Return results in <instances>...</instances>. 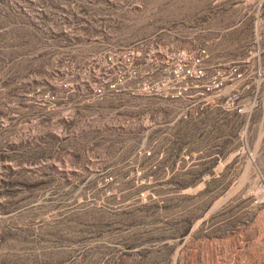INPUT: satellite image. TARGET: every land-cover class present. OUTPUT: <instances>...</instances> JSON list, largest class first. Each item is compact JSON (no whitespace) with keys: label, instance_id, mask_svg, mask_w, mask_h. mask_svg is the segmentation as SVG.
Listing matches in <instances>:
<instances>
[{"label":"rangeland","instance_id":"1","mask_svg":"<svg viewBox=\"0 0 264 264\" xmlns=\"http://www.w3.org/2000/svg\"><path fill=\"white\" fill-rule=\"evenodd\" d=\"M0 264H264V0H0Z\"/></svg>","mask_w":264,"mask_h":264},{"label":"built area","instance_id":"2","mask_svg":"<svg viewBox=\"0 0 264 264\" xmlns=\"http://www.w3.org/2000/svg\"><path fill=\"white\" fill-rule=\"evenodd\" d=\"M187 73H189V71H187ZM193 77H198L201 75L200 69H193L191 71V74ZM112 92L118 94V93H122L123 91L120 88H113Z\"/></svg>","mask_w":264,"mask_h":264}]
</instances>
